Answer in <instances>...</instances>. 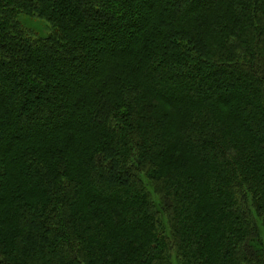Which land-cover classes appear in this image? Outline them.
<instances>
[{"label": "trees", "instance_id": "obj_1", "mask_svg": "<svg viewBox=\"0 0 264 264\" xmlns=\"http://www.w3.org/2000/svg\"><path fill=\"white\" fill-rule=\"evenodd\" d=\"M173 258L264 264V0H0V264Z\"/></svg>", "mask_w": 264, "mask_h": 264}, {"label": "rangeland", "instance_id": "obj_2", "mask_svg": "<svg viewBox=\"0 0 264 264\" xmlns=\"http://www.w3.org/2000/svg\"><path fill=\"white\" fill-rule=\"evenodd\" d=\"M32 26H37V23H30ZM41 25V24H40ZM172 264H176L175 258L172 259Z\"/></svg>", "mask_w": 264, "mask_h": 264}]
</instances>
